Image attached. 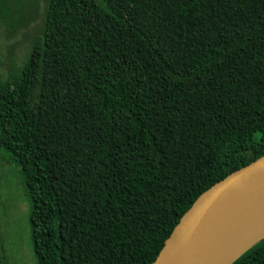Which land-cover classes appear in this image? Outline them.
Segmentation results:
<instances>
[{"label":"trees","instance_id":"trees-1","mask_svg":"<svg viewBox=\"0 0 264 264\" xmlns=\"http://www.w3.org/2000/svg\"><path fill=\"white\" fill-rule=\"evenodd\" d=\"M0 78L37 264H151L215 183L264 155V0H0ZM1 227V225H0ZM0 228V264H9ZM232 264H264V238Z\"/></svg>","mask_w":264,"mask_h":264},{"label":"water","instance_id":"water-1","mask_svg":"<svg viewBox=\"0 0 264 264\" xmlns=\"http://www.w3.org/2000/svg\"><path fill=\"white\" fill-rule=\"evenodd\" d=\"M264 216V155L203 192L182 216L151 264H232L234 241Z\"/></svg>","mask_w":264,"mask_h":264},{"label":"rangeland","instance_id":"rangeland-1","mask_svg":"<svg viewBox=\"0 0 264 264\" xmlns=\"http://www.w3.org/2000/svg\"><path fill=\"white\" fill-rule=\"evenodd\" d=\"M42 18L43 3L38 16L14 36L0 22V78H6L10 68L23 65L40 33ZM29 215L30 202L19 168L0 155V228L9 264H37Z\"/></svg>","mask_w":264,"mask_h":264},{"label":"bare ground","instance_id":"bare-ground-1","mask_svg":"<svg viewBox=\"0 0 264 264\" xmlns=\"http://www.w3.org/2000/svg\"><path fill=\"white\" fill-rule=\"evenodd\" d=\"M264 236V216L258 220H255L251 225H249L234 241L231 252L230 259L232 260L238 256L242 251H244L248 246L259 238ZM176 257L172 258L168 264H175Z\"/></svg>","mask_w":264,"mask_h":264}]
</instances>
